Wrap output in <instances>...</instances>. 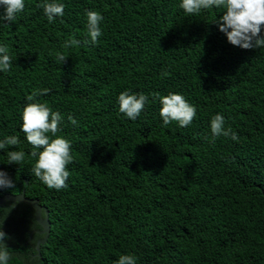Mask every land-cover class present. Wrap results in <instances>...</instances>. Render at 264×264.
<instances>
[{
    "label": "trees",
    "instance_id": "16d2710c",
    "mask_svg": "<svg viewBox=\"0 0 264 264\" xmlns=\"http://www.w3.org/2000/svg\"><path fill=\"white\" fill-rule=\"evenodd\" d=\"M55 2L64 15L51 23L43 0H25L0 25L12 58L0 71V140L20 139L0 149V170L16 185L0 197L25 190L51 223L38 251L34 208L0 205L8 264H115L120 255L136 264H264V47L228 43L215 24L222 7L188 15L181 0ZM87 11L103 16L96 44L83 43ZM72 39L81 43L63 46ZM126 90L148 96L135 120L119 112ZM169 93L195 106L189 126L163 125L153 94ZM30 102L62 116L57 135L73 157L67 188L49 189L32 173L33 147L20 130ZM216 114L237 140L213 137ZM8 151L25 152L23 162L9 164Z\"/></svg>",
    "mask_w": 264,
    "mask_h": 264
},
{
    "label": "clouds",
    "instance_id": "9594fccd",
    "mask_svg": "<svg viewBox=\"0 0 264 264\" xmlns=\"http://www.w3.org/2000/svg\"><path fill=\"white\" fill-rule=\"evenodd\" d=\"M0 7L3 13L0 14V25H9L16 20L17 14L24 11L25 0H0ZM38 7L42 8L49 23L56 17L64 15V4L55 0H43ZM179 7L188 15L199 14L202 10L210 8H224L223 15L217 19L215 24L219 31L223 33L228 43L243 50H254L264 47V0H181ZM87 37L84 44H96L102 35L100 22L103 16L96 11H87ZM7 21L8 23H3ZM81 42L75 39L66 41L64 47L79 45ZM67 57L63 54L57 55V60L61 63ZM12 66V58L8 54L6 46H0V71H8ZM49 89L34 91L27 96L28 101H34L38 95H47ZM160 102V116L163 125L175 121L180 127L189 126L197 114L195 106L188 103L183 95L169 93L166 96L153 94ZM148 102V96L143 93L130 94L129 91L121 92L118 96L119 112L130 120H135L140 115ZM69 121L76 124V120L69 116ZM21 131L24 133L27 142L33 147L31 156L35 158L32 173L42 181L49 189H64L68 187L67 180L70 176L67 165L73 162L71 155V143L65 138L57 135L61 131L59 125L62 116L59 112L52 111L51 108L38 102H30L22 110ZM224 117L216 114L211 118L210 129L213 137L223 135L231 136L237 140L238 136L231 129H225ZM48 133L51 136L47 135ZM54 137V138H53ZM20 139L15 135L5 136L0 140V149L6 146H17ZM39 150V151H38ZM9 164H20L25 158L23 151H8ZM14 180L7 172L0 170V189H14ZM11 239L4 231L3 224L0 223V264H8L10 253L8 251L7 240ZM115 264H136V258L132 255H120Z\"/></svg>",
    "mask_w": 264,
    "mask_h": 264
},
{
    "label": "water",
    "instance_id": "95a60500",
    "mask_svg": "<svg viewBox=\"0 0 264 264\" xmlns=\"http://www.w3.org/2000/svg\"><path fill=\"white\" fill-rule=\"evenodd\" d=\"M27 182V181H26ZM7 201L22 202L31 205L35 210V218L37 222L41 225L42 229L37 230L39 233L44 234V237L39 239L37 242V250L39 251L40 244L45 243L50 233V219L48 208L40 204V200L37 198H29L25 195V190L17 194L7 193L0 197V205L4 204Z\"/></svg>",
    "mask_w": 264,
    "mask_h": 264
}]
</instances>
